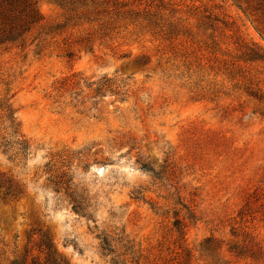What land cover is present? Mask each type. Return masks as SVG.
<instances>
[{"label": "rangeland", "instance_id": "obj_1", "mask_svg": "<svg viewBox=\"0 0 264 264\" xmlns=\"http://www.w3.org/2000/svg\"><path fill=\"white\" fill-rule=\"evenodd\" d=\"M172 1L183 19L196 7L219 16L223 59L240 56L235 43L264 51V35L231 0ZM38 9L34 35L65 17L50 0ZM78 36L0 47V105L12 104L30 144L26 157L0 154V264H114L131 246L140 264H175L179 244L192 250L189 264H210L197 252L204 240L237 243L244 233L264 249V105L217 71H188L149 36L67 59ZM240 65L264 94V62Z\"/></svg>", "mask_w": 264, "mask_h": 264}, {"label": "trees", "instance_id": "obj_2", "mask_svg": "<svg viewBox=\"0 0 264 264\" xmlns=\"http://www.w3.org/2000/svg\"><path fill=\"white\" fill-rule=\"evenodd\" d=\"M38 1L0 0V47L24 51L30 46L39 47L43 44L45 39H41V34L49 36L78 30L79 36L72 45L74 47L69 46L65 51L64 57L71 60L76 53L92 54L96 49L110 48L115 42L127 37L138 39L149 36L162 45L166 44L175 58L183 59L185 63L183 66L188 71L193 67L199 73L205 68L210 72L217 71L216 75L222 74L230 80L238 81L248 96L264 105V94L255 87L251 78L244 75L245 72L240 65V62L244 64L264 62V51L255 45L235 43L238 45L237 51L240 52V56L232 57L233 60L230 61L223 59L221 56L227 55L222 54L220 41L213 34L221 29L219 24L225 28L226 25L216 13L207 8L203 11L199 7L190 9L189 12H192L190 18L183 19L180 6L172 0H50L65 11V17L61 23L51 26L45 33L39 32L34 35V31L43 20L38 9ZM231 1L245 17L252 19L258 34L264 35V0ZM191 18L195 23H189ZM207 31L212 33L206 37ZM206 54L208 56L204 60L206 61L204 65L207 67L202 65ZM93 85L96 86L93 90L96 94L101 93L105 87L102 82ZM200 92L203 96V93H207ZM0 107L2 108L0 154L7 156L12 153V157L15 158L26 157L30 151V144L21 132L12 104L6 102ZM259 114L264 116V107ZM144 168L147 169V166ZM11 188V185L7 188L6 195L12 194L16 199V195L21 192L17 191V188L15 190ZM174 226L179 239L182 240L184 236L182 222L176 221ZM244 234L245 239L237 243H226L209 237L198 246L197 252L210 260V264H238L240 261L264 264V249L261 243L250 234ZM232 236L238 235L234 232ZM103 242L104 250L115 254L107 237H104ZM178 248L181 251L172 257L171 261L175 264H189L192 250L184 248L181 244ZM127 252L131 256L130 259L125 257L126 254L116 255L113 259L114 264H140L133 246L127 248ZM228 255L236 261L227 259ZM50 264L58 263L53 261Z\"/></svg>", "mask_w": 264, "mask_h": 264}]
</instances>
